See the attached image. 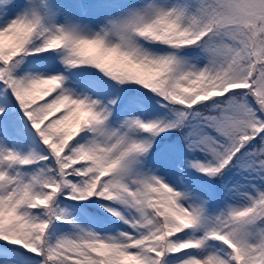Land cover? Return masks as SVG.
I'll return each instance as SVG.
<instances>
[{
	"label": "snow or ice",
	"instance_id": "6c2138e0",
	"mask_svg": "<svg viewBox=\"0 0 264 264\" xmlns=\"http://www.w3.org/2000/svg\"><path fill=\"white\" fill-rule=\"evenodd\" d=\"M0 264H264V0H0Z\"/></svg>",
	"mask_w": 264,
	"mask_h": 264
}]
</instances>
